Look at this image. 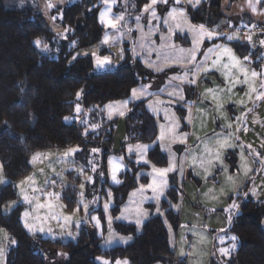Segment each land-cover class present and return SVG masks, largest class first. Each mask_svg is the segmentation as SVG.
<instances>
[{
	"label": "trees",
	"instance_id": "trees-1",
	"mask_svg": "<svg viewBox=\"0 0 264 264\" xmlns=\"http://www.w3.org/2000/svg\"><path fill=\"white\" fill-rule=\"evenodd\" d=\"M222 4L223 0H204L197 9L191 10L193 19L211 28L218 26L227 19L222 13ZM102 6V0H70L66 6L55 9L62 14L64 28L71 29L62 35L68 39L65 41L50 29L36 0H0V162L9 179L0 190V228L6 229L16 240L15 247L7 253L6 264H49L56 260L59 264H101L97 256L114 262L124 260L128 264L158 261L186 264V259H176L160 216L150 217L140 233L133 224L115 222L117 232L133 234L134 240L124 246L103 249L100 243L107 231L106 225L101 234L96 231L90 245H86L90 235L85 226L81 227L76 242L53 241L25 230L21 204L9 213L4 212L9 201L18 199L15 183L32 171L29 160L38 151L79 146L78 155L85 160L91 149L104 146L105 164L114 145L116 124L107 122L104 107L129 98L131 90L142 83L153 81L159 86L169 74H153L139 60H132L129 52L117 68L101 72L95 71L91 55L75 56L99 30L98 13ZM260 6L264 14V1ZM225 26L232 30L238 27L232 21H227ZM177 39L183 40L185 45L190 42L186 35H178ZM36 40L41 41L39 46ZM71 40L75 47L71 46ZM221 41L223 37H218L206 41L204 46ZM230 44L239 56L254 60L252 63L258 70L264 60L258 49L244 41H230ZM79 92L82 97L77 99ZM77 103L82 105L80 116L86 120L72 119L77 115ZM98 126L101 128L97 129ZM157 135L156 119L147 101L132 103L125 117L124 143H153ZM149 155L156 166L167 164V157L158 145ZM130 163V169L121 177L122 182L112 186L114 215L119 213L130 191L138 186L137 168L135 163ZM143 181L147 182L146 176ZM73 191L68 189L61 197L70 211L76 206V189ZM177 192L175 187L168 192L174 201L179 199L181 189L178 199L174 197ZM238 200L239 211L228 231L237 237L239 246L229 257L228 264H264V200H245L242 195ZM161 210L176 228L179 214L167 201H163ZM98 211L103 217L101 209ZM59 253L66 256L64 260Z\"/></svg>",
	"mask_w": 264,
	"mask_h": 264
},
{
	"label": "rangeland",
	"instance_id": "rangeland-1",
	"mask_svg": "<svg viewBox=\"0 0 264 264\" xmlns=\"http://www.w3.org/2000/svg\"><path fill=\"white\" fill-rule=\"evenodd\" d=\"M229 2L228 0H223L222 4V13L226 18H231L232 16L236 18L237 15L244 12H249L251 15L254 13L249 0H236L233 1V5L231 2L228 5ZM251 3L252 5L253 3L257 4L256 0H251ZM171 4H176L175 0H171L170 4H167L169 8H171ZM165 6L163 5L162 7ZM108 7L112 10V6L109 5ZM134 8L136 7H133V10H135ZM105 9L103 8L101 12H104ZM55 18L58 19V17ZM241 18L245 26V17ZM200 24L207 26L203 23ZM238 24L241 26V23L238 22ZM223 26L220 25L217 28L207 27L213 33H216V38H218L222 37ZM184 28H186V24H182V29L184 30ZM56 33L60 38L62 37L61 39L68 41L59 31ZM107 34L110 37L108 44H102L103 40L97 39L100 35L97 33L87 43L88 45L80 48L75 55L84 56L85 53L91 55V53L95 52L101 57L110 56L112 64L101 68L96 67L94 58L92 57L96 72L115 69L126 58L124 53L125 48H123L122 43L123 39L127 40L129 35L117 29H111ZM248 37H251V41L248 40ZM196 39L197 34H193L192 45L186 48V50L196 48L199 51L204 41H207L206 43L212 41L208 40L207 37H202L200 38V43L197 45L195 43ZM245 39L251 43L255 42L256 37L248 33L245 34ZM72 42L71 40V45ZM230 45H226L225 47L233 48ZM122 52L123 58H121ZM130 52H132V60H135L133 58V49ZM220 56L221 53L217 56L216 60ZM238 58L246 63L247 79L258 91L260 88V85L258 86L260 78L263 80L264 85V74L252 77V68L254 69L252 62L254 60L251 61L249 56L250 62L241 56ZM219 63V71L221 72L219 78H210L207 74L209 71H205L203 80L199 81V84L197 83L195 97L189 105L178 104L176 100L164 104L159 103L161 101L158 100L147 101V107L149 103L152 104V108L148 107V109L155 117L158 127V135L156 141L153 143H124V137L120 134L121 122H119L116 125L114 145L111 154L105 159V164L103 159L106 147L104 146L93 148L99 149L96 153H93L91 149L90 154L85 160L78 155L81 151V147L79 146L71 147H78L80 149V151L71 157L64 156V153L68 149H49L33 154L29 160L32 171L15 183L18 199L9 201L4 207V212L9 213L18 204H21L23 206L21 219L25 230L30 234H40L43 238L53 241L76 242L82 226L89 229V235L91 236L96 231L101 234L103 226L106 225L107 231L106 233L104 232L103 240L100 243L103 249H110L120 245L124 246L134 240L133 234L117 232L114 228L115 222L127 225L133 224L137 232L140 233L144 223L150 217L160 216L167 227L170 244L176 259H186V264H228V259L238 248L239 241L235 242L236 248L234 251H231L230 256H222L218 249L220 247H228L233 243L229 239V237L235 236L228 231L231 225L229 217L231 216L232 222V219L238 214L239 207L238 209H231V205L233 203L238 206L240 205L238 200L240 195L245 200H264V99H255L256 93L248 95L247 93L250 92L248 84L237 83V80H245V75L240 70V68H243L241 64L239 67H232V61L226 55L220 59ZM225 64H228L230 67L224 68L223 65ZM173 66L177 67L178 61ZM176 67H174L175 69L169 67L161 74L169 72L168 76L172 74H174L173 76H183L184 72L188 71L185 67L179 69ZM258 70L259 73H264L263 61ZM223 78L225 81H223ZM148 85L145 84L143 86L147 87ZM236 86H239L241 89L237 91L235 89ZM207 89H212L213 91L209 93L206 91ZM262 91H264V88H262ZM143 98L142 96L141 99ZM123 100L113 101L107 105ZM241 101L249 105V107L242 106L243 103ZM77 105L80 106L81 111L79 113L76 112L77 115L72 119H85L83 116H80L82 105L79 103ZM188 116L191 117V124L186 119ZM237 117H241V119L238 121ZM177 122L179 126L175 127ZM229 123L232 127L226 128L225 125ZM161 125L164 126L163 130L165 133L162 141L158 139L161 134ZM97 128L100 129L101 127L98 126ZM181 133H188L185 143L180 142L179 136ZM215 133L230 135L228 143L234 145V147L221 148L220 143L223 140L221 137H217ZM174 136L176 137L175 139L173 138ZM137 145L148 146L147 151L143 155L149 163H144L141 159L140 151L134 150L131 154L129 153V146L135 149ZM157 145L167 157V164L165 166H156L151 161L150 150ZM206 148L208 151H206ZM245 151L249 155L256 157L258 163L256 169L254 163H250L252 159L245 158ZM249 151L251 152L249 153ZM217 152H219V159H217ZM38 154L39 158L33 161V157ZM173 154L175 155L176 171L168 174L167 187L164 189V194L159 197V200L152 198L154 193L150 189L144 192L143 195L137 192V195L133 196L132 193L136 192L141 185L146 186L148 183H151L149 173L152 172L153 165L157 168L168 167ZM120 157H123L122 163L125 167L118 173L117 178L121 180L122 175L130 169V162H133L138 171L136 178L138 186L136 189L130 191L119 213L114 215L112 209L115 201L112 186L114 187L118 184L114 183L111 179L109 160L111 158H117L118 160ZM0 165H2L1 162ZM93 167H95V171L92 170ZM81 169L82 172L80 171ZM100 173H103V175L101 176ZM144 176L147 177V182L143 181ZM28 177L34 179V185L28 180ZM88 177L92 178L91 183L88 181ZM228 177H232V179L229 180ZM0 180L5 181L4 183H0L1 190L2 187L9 183V179L3 173V168L0 169ZM172 187H175L178 191L177 194L174 193V197L178 199L180 195L177 201H174L172 196L169 197L168 192ZM33 188L38 189V191L34 192ZM68 189L72 190V192H74L73 189H76V206L72 211L67 209L61 198ZM180 189L183 194L179 193ZM22 191L27 194L32 203L24 201L23 195H21ZM50 193L56 195H48ZM145 197H148V199H145ZM163 201H167L170 208L179 214V223L176 228L167 220L164 212L161 210ZM106 203L109 204L107 209L104 207ZM49 204L51 207L48 206ZM37 205L44 206L37 207ZM85 206H87L86 209ZM77 208L80 210L77 211ZM99 209H101L103 217H101ZM25 212L29 213L27 217L24 216ZM109 216L112 217L110 225L108 222ZM66 217L70 219H65ZM93 217L99 218V225H97ZM137 220L141 222L138 224L136 223ZM25 222L31 226L32 231H29V228L25 226ZM262 227L264 229V220ZM41 228L43 231H40ZM221 229H225L226 231H220ZM219 237L224 238L225 242L223 244L219 242ZM13 240L15 243H12ZM15 245L16 240L6 229L0 228V249L3 250V254L0 255V264H6L7 253ZM58 255L63 260L66 257L62 253ZM97 260L99 263L102 260H108L111 264H116L111 259L102 256H97ZM154 264H162V262L158 261Z\"/></svg>",
	"mask_w": 264,
	"mask_h": 264
},
{
	"label": "crops",
	"instance_id": "crops-1",
	"mask_svg": "<svg viewBox=\"0 0 264 264\" xmlns=\"http://www.w3.org/2000/svg\"><path fill=\"white\" fill-rule=\"evenodd\" d=\"M36 1L39 3L42 14L46 19L50 29L55 33L59 31L60 34L65 35L66 28H64V26L61 24L62 14L59 11H56L55 9L66 6L67 4H69L70 0H36ZM203 1L204 0H199V3H197V0H180L179 3L171 4V8H169V5H167L170 4L171 0H168L167 4L158 3L157 5L154 6L156 11V18L152 17L150 11L148 12L144 11L145 4L150 3V0H116L115 3H112L111 0H109V4L108 5L103 4L102 8L100 9L98 13L99 23H100V13L102 9L108 7L109 5L112 6V10H111V14H109V18H114L119 15H122L124 17V20L119 22L117 29L120 30V32H125L129 35L127 40L123 39V43H122L123 48H125L124 53L126 56H127V52H129L132 55V52H130V50L133 49V58H135V60H139L149 71L157 75L161 74L169 67H173V69H175L174 67L176 66L173 65H175L176 61H178V66L176 68L179 69L182 67L181 66L182 64H186V68L189 71L188 79L195 80V84L192 85H189L187 82H182L181 80H179L180 82L176 80H172L170 83V79L171 77H173L174 74L169 76L167 75L164 81H161L159 86H157L156 83H153V81L146 82L145 84L150 85V87H147L148 90L147 93H150L151 95H145L143 96L144 97L143 99L129 102L127 107L124 109L114 108L111 111V116H112L111 118H109L108 115L109 110L106 109V107H104V116L107 122L115 123L116 125H118V123L121 122L120 134L123 137H125V117L129 112L132 103L141 100H146L148 102L153 100H158V101H162V103L164 104V103H170L172 102V100L174 101L176 100L178 104L189 105L191 103V100L193 101L195 97V88L197 86V83L203 80L205 68L211 69V71L207 73L210 76V78H219L221 74V72L219 71L220 63L217 64L215 67H213V61H216L217 56L220 53H222V49L209 55L206 60L204 55L205 53H207V49L209 47H213L214 44L209 46H204L205 43L204 41V43H202L200 50L199 51L197 50L196 62L204 63V67L201 68L199 71H197L193 65L187 64L185 60L181 61V59H179L180 57L186 55V53L179 52V49L186 50V48L192 45L193 42L192 36L193 34L194 35L197 34L199 30V26L202 25L193 19L191 10L197 9L202 4ZM229 1L233 5V1L236 0H228V2ZM262 1L264 0H261V2ZM230 2L228 5H230ZM261 2L259 4L253 3V5H255L257 9L256 12L253 13V15H251L249 12H244L243 14H240L241 16L237 15L236 18L235 16H232L231 18L224 19L218 25V26L224 25L222 28L223 34L221 35L224 39L217 45H223L225 47L226 45L230 44V41H244L250 43L248 40L245 39V34L248 33L253 34L255 35L256 40L255 42L253 41L250 44L253 46V49H258L260 55L264 57V44L260 43V41H264V27L262 26V23L264 22V14L261 10V6H260ZM49 4L54 5V7H49ZM163 5L166 6L162 7ZM132 6L136 7L134 8L135 10H133ZM173 8L177 10L175 20L171 19L170 17V13L172 12ZM181 13H183V15H181ZM53 17H58L59 20L56 18L53 19ZM137 17H140L139 21H137L136 19ZM241 17H245L247 26L246 25L244 26ZM231 20L232 21L235 20V22L233 23L238 26L234 30H232L229 27L227 28L225 26L227 24V21L229 23L231 22ZM238 22L241 23V26H239ZM177 24H179V27H177ZM182 24H186V28H184V30L182 29ZM218 26H216V28ZM204 28L207 31H211L208 29L207 26H204ZM111 29L112 28L102 25L100 23V28L99 30L94 32L95 33L94 35L96 36L97 33L100 34L97 39L103 40L105 34L108 33ZM178 35L182 37L186 35L189 38L190 41L189 44L185 45L181 42L183 40H178L177 39ZM230 35L237 36L238 39L228 40L226 37ZM231 50L232 53L235 55V57L238 58L239 56L237 55L235 50H233V48H231ZM165 54H169L168 59H165ZM261 56H258L257 60H260ZM238 59L243 69H247L246 63L242 61L240 58ZM157 69L160 70L158 71ZM252 71L259 72V70L255 68L254 69L252 68ZM223 81H225L224 78ZM145 84L142 83V85ZM142 85H139V87L137 86L135 89H139ZM259 85L260 88L258 91H262L261 86L263 85V80L261 78L258 86ZM235 89L239 91L241 88L239 86H236ZM181 90L183 91V96H184L183 100H179L178 96L168 95L169 92L179 93ZM255 99H257L256 95H255ZM242 106L249 107V105H246L244 102ZM120 111H123L124 114L119 115L118 113ZM250 152L251 151H249V153ZM244 155L246 159H252L253 162L251 161L250 163L251 164L254 163L256 169V166H258L256 157L249 155L248 152L246 151L244 152ZM181 194H183L182 190H181Z\"/></svg>",
	"mask_w": 264,
	"mask_h": 264
},
{
	"label": "snow or ice",
	"instance_id": "snow-or-ice-1",
	"mask_svg": "<svg viewBox=\"0 0 264 264\" xmlns=\"http://www.w3.org/2000/svg\"><path fill=\"white\" fill-rule=\"evenodd\" d=\"M102 2H103L104 5H108L109 4V0H102ZM111 2L115 3L116 0H111ZM175 2L179 3L180 0H175ZM260 2H261V0H256L257 4H259ZM158 3L167 4L168 0H150V3H146L145 4L144 11L145 12L150 11L152 17L156 18V11H155V7L154 6L157 5ZM197 3H199V0H197ZM249 4L252 7V10L255 12L256 11V7H255V5H252L251 0H249ZM49 7H54V5L49 4ZM110 12H111V8L110 7H106L105 11L100 13V23L102 25H105V26L110 27L112 29H117V26H118L119 22L124 20V17L122 15H119V16H116L114 18H109V13ZM176 12H177V10L175 8H173L172 12L170 13L171 19H173V20L176 19ZM181 15H183V13H181ZM53 19H55V17H53ZM136 19H137V21H139L140 17H137ZM177 27H179V24H177ZM254 27H255V25H254ZM70 30L71 29H66V31H70ZM216 36H217L216 33H213L211 31H207V30H205L204 25H200L199 26V30L197 32V39L195 40V43L198 45L200 43V38H202V37H207L208 40H214L216 38ZM226 38L228 40L238 39L237 36H233V35L227 36ZM109 39H110V37L106 33L105 36H104V39L102 41V44H108ZM248 40L251 41V37H248ZM35 43L37 44V46H39L41 44V41L40 40H36ZM260 43L264 44V41H260ZM71 46L75 47V42L74 41L72 42ZM221 49H222L221 56L216 61H213V67H215L216 64H218L220 62V59H222L223 56H225V55L228 56L229 59L232 61V65H231L232 67H239L240 66V61L232 53V50L230 48L224 47L223 45H214L213 47H209L207 49V53L204 54L205 55V60L208 58L209 55H211L212 53L217 52V51H219ZM45 50H47V46L46 45H45ZM179 52L186 53L185 56L180 57L179 59L185 60L187 62V64L193 65L196 68L197 71H199L201 68L204 67V63L203 62H200V63L196 62V54H197V49L196 48H192V49H188V50L179 49ZM85 55H88V53H85ZM91 55L94 58L95 65H96L97 68L110 66L112 64V59H111L110 56L101 57V56L97 55L95 52L91 53ZM121 58H123V52L121 53ZM168 58H169V54H165V59H168ZM75 59H76V57L73 56V60H75ZM244 59L247 60L248 57H245ZM181 66L186 68V64H182ZM223 67L224 68H229L230 66L228 64H225V65H223ZM157 70L159 71L160 69H157ZM240 70L244 73L245 80L244 81L237 80V83L248 84L249 85V89H250V92L247 93L248 95H250L251 93H256V98L257 99H264V91H257V89L249 83V81L247 79V76H248L247 71L245 69H243V68H240ZM205 71L206 72L207 71H211V69L205 68ZM262 74H264V73H259V72H256V71H252L251 76L252 77H258V76H260ZM172 80H181L182 82H187L189 85L195 84V80L194 79H191V80L188 79V71L187 70L184 72L183 76L175 75V76L171 77L170 83H171ZM147 87H150V85L147 86ZM147 87L142 85L139 89H135L134 88V89L131 90V96L129 97L128 100H125V101H122V102H118L116 104L106 105L105 106L106 109L109 110V118H111V111L114 108L124 109V108L127 107L129 102L135 101V100H139V99H141L142 96H145V95H151L150 93H147ZM261 87L264 88V85H262ZM206 91L211 93L213 90L212 89H207ZM81 94L82 93H77V99L80 98ZM168 95L169 96H178L179 100H183L184 99L182 90L179 93L169 92ZM213 98L215 99V97H213ZM159 103H162V101L159 102ZM241 103H243V102L241 101ZM148 107L152 108V104L149 103ZM80 111H81L80 106L77 105L76 106V112L79 113ZM153 111H155V109H153ZM189 111H190V109H189ZM118 114L119 115H123L124 112L120 111ZM242 116H243V113H242ZM65 119L68 120L70 118L66 117ZM186 119L188 120V123L191 124V117L188 116V117H186ZM236 119L239 121L241 119V117H237ZM178 126L179 125H178V122H177L175 127H178ZM225 127L226 128H231L232 125L229 123V124L225 125ZM163 129H164V126L161 125V134H160V137L158 138L161 141L165 137V133H164ZM93 130H95V127H93ZM85 135H87V132H85ZM215 135L217 137H221L222 140H223V142L220 143V147L221 148H223V147H234V145L228 143L230 135H222L221 133H215ZM173 138L175 139L176 137L174 136ZM187 138H188V133H181L180 136H179V139H180L181 143H185L187 141ZM147 149H148L147 145H137V146H135V149H133L132 146H129L128 151H129L130 154L134 150L140 151L141 152V159L144 161L145 164H147V163H149V161H147L144 158V155H143V153H145L147 151ZM78 151H80V149L78 147L77 148H69L64 153V156L65 157H71V156L75 155V153L78 152ZM98 151H99V149H92L93 153H96ZM166 151H167V149H166ZM206 151H208L207 148H206ZM38 158H39V154L37 156L33 157V161L37 160ZM217 159H219V152H217ZM122 161H123V157L118 158V160H117V158H111L109 160V164L111 165V179L116 184H120L122 182L121 180H119L117 178L118 173L122 169H124V167H125L123 165ZM137 162L139 163V161H137ZM2 167L3 166L0 165V169H2ZM92 170L95 171L96 170L95 167H93ZM80 171L82 172V169ZM175 171H176L175 155L173 154L172 160L169 162V166L168 167L157 168L155 165H153L152 172L149 173V175L151 176V183H148L146 186L145 185H141L140 188L137 189L136 192L132 193V195L133 196L137 195V192H139L141 195H143L144 192H146L147 190L150 189L154 193V196L152 198L156 199V200H159V197L164 194V189L167 187V184H168L167 176H168V174L170 172H175ZM182 174H183V172H182V169H181V175ZM100 175L102 176L103 173H100ZM228 179L231 180L232 177H228ZM28 180L31 181L33 185L35 184V181H34V179L32 177H28ZM88 181L91 183L92 182V178L88 177ZM4 182L5 181L0 180V183H4ZM33 191L34 192L38 191V189L33 188ZM21 195H23V199H24L25 202L32 203V201L29 200L27 194H25L23 191H22ZM48 195H56V194L50 193ZM81 195H83V194H81ZM109 195H111V193H109ZM145 199H148V197H145ZM93 202H95V201H93ZM43 206L44 205H37V207H43ZM48 206L51 207L50 204ZM104 207H105V209H107L109 207V204L106 203L104 205ZM238 207L239 206L237 204H235V203H233L231 205V209H238ZM86 208H87V206H85V209ZM76 210L79 211L80 209L77 208ZM157 211H159V209H157ZM212 211H214V209H212ZM28 215H29V213H27V212L24 213L25 217H27ZM65 219H70V218L66 217ZM93 219L96 220L97 225L100 224L99 218L93 217ZM111 220H112V217L109 216L108 217L109 225L111 224ZM140 222L141 221H139V220L136 221V223H138V224ZM229 223H231V216L229 217ZM25 226L29 228V231H32L31 226H29L27 224V222H25ZM40 231H43V229L41 228ZM220 231H226V230L225 229H221ZM229 239L231 241H233L232 244H230L228 247H220L218 249L219 253L222 256H230L231 251H234L235 248H236V243L235 242L237 241V237L236 236H231V237H229ZM125 242H127V241H125ZM219 242L221 244H223L225 242L224 238L223 237H219ZM12 243H15V241L13 240ZM2 254H3V250L0 249V255H2ZM181 254L183 255V253H181ZM98 259H100V258H98ZM101 264H111V262L108 261V260H102ZM116 264H128V262L127 261H116Z\"/></svg>",
	"mask_w": 264,
	"mask_h": 264
},
{
	"label": "water",
	"instance_id": "water-1",
	"mask_svg": "<svg viewBox=\"0 0 264 264\" xmlns=\"http://www.w3.org/2000/svg\"><path fill=\"white\" fill-rule=\"evenodd\" d=\"M95 233V232H94ZM91 234V236H90V238H89V241L87 242V244L86 245H90L91 244V242L93 241V239H94V235L95 234ZM49 264H59V262L56 260V261H54V262H52V263H49Z\"/></svg>",
	"mask_w": 264,
	"mask_h": 264
}]
</instances>
